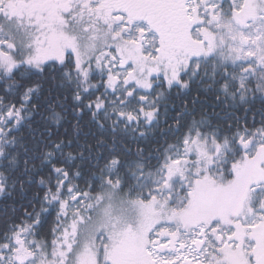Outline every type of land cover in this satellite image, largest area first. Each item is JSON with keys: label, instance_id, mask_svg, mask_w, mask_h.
Listing matches in <instances>:
<instances>
[{"label": "snow or ice", "instance_id": "obj_1", "mask_svg": "<svg viewBox=\"0 0 264 264\" xmlns=\"http://www.w3.org/2000/svg\"><path fill=\"white\" fill-rule=\"evenodd\" d=\"M0 264H264V0H0Z\"/></svg>", "mask_w": 264, "mask_h": 264}]
</instances>
